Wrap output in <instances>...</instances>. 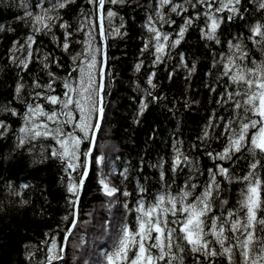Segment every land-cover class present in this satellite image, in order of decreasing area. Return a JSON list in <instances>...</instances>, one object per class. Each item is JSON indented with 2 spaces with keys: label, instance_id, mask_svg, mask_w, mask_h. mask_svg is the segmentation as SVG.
I'll return each mask as SVG.
<instances>
[{
  "label": "snow or ice",
  "instance_id": "snow-or-ice-1",
  "mask_svg": "<svg viewBox=\"0 0 264 264\" xmlns=\"http://www.w3.org/2000/svg\"><path fill=\"white\" fill-rule=\"evenodd\" d=\"M129 3L20 0L23 15L16 19L26 34L13 39L5 53V68L15 80L11 99L0 101V140L11 138L9 155L27 152L34 165L57 163L68 194V212L61 217L69 222L65 241L77 225L92 157L102 163L93 146L113 78L105 42L126 35L121 9ZM145 11L140 53L151 57L152 70L133 122L150 102L165 98L155 94V69L173 60L190 30H197L209 49L203 87L216 108L187 147L173 139L170 151L157 152L154 161L141 156L136 166L126 163L118 186L109 178L115 168L109 175L98 173L99 191L108 197L120 193L125 214L95 264H264V0H149ZM5 31L15 29L0 25ZM178 55L167 76L182 69L187 81L198 65H189L184 52ZM143 63L137 61L136 72ZM13 118L19 121L15 127ZM149 140L154 142V135ZM234 186L239 187L233 204ZM8 188L21 195L10 183ZM59 229L57 224L39 244L24 245L26 264H63Z\"/></svg>",
  "mask_w": 264,
  "mask_h": 264
},
{
  "label": "trees",
  "instance_id": "trees-1",
  "mask_svg": "<svg viewBox=\"0 0 264 264\" xmlns=\"http://www.w3.org/2000/svg\"><path fill=\"white\" fill-rule=\"evenodd\" d=\"M82 2L77 0L78 4ZM148 3L149 0H130L121 9V14L125 15V28L122 31L126 35L110 37L105 42L108 54L106 66L113 70V78L105 93L106 114L93 147L94 155L100 156L102 163L96 165L94 156L91 159L89 175L80 192L77 225L66 240L63 264H95L98 254L108 248L119 223L124 219L122 195L117 193L108 197L101 193L96 183L98 173L103 171L109 175L111 169L115 168L116 172L109 178L114 186H118V173L126 163L136 166L141 156L145 157V161H154L157 152L165 155L170 151L173 139L184 140L187 147L200 132L207 116L216 108L212 95L203 87L207 80L204 74L210 64L209 49L200 40L198 31L190 30L175 51L173 60L166 67L158 65L155 69L154 81L158 85L155 94H163L165 98L150 102L139 121L133 122L142 89L147 87V73L152 70L151 57L140 53L142 36L145 34L142 24ZM19 4L20 0H0V25L15 29L14 33L0 32V101L11 99L15 80L13 70L5 68L6 50L13 39L26 34L24 24L16 19L23 15ZM75 10H70L69 18ZM114 23L118 24L119 21ZM76 47L73 45V50ZM179 52L185 53L189 65L193 61L198 65V71L187 81V74L182 69L177 70L172 79L167 76L178 63ZM57 55L60 53L57 52ZM61 58L66 64L67 57ZM138 60L144 61L140 72L135 71ZM186 102L189 105L187 108L184 107ZM12 123L15 127L19 121L13 118ZM153 135L154 142L149 140ZM10 145L11 138L0 140V264H26L24 245L39 244L44 239V233L55 229L57 224L60 225L58 240L63 243V230L69 222L61 221V217L68 212L65 202L68 194L56 162L34 165L27 152L9 155ZM209 163L204 160L205 166ZM143 170L151 173L146 167ZM9 183L21 192L20 196L12 194ZM21 184L29 187L21 191ZM133 186L130 184L129 190ZM238 187L234 186L231 191L233 204ZM21 198L29 202L21 205ZM113 200L116 203H112Z\"/></svg>",
  "mask_w": 264,
  "mask_h": 264
},
{
  "label": "water",
  "instance_id": "water-1",
  "mask_svg": "<svg viewBox=\"0 0 264 264\" xmlns=\"http://www.w3.org/2000/svg\"><path fill=\"white\" fill-rule=\"evenodd\" d=\"M98 130H99V129H97L96 131L98 132ZM94 144H95V142H94ZM93 147H94V146H93ZM65 243H66V241H65V240H63V244H64V245H65Z\"/></svg>",
  "mask_w": 264,
  "mask_h": 264
},
{
  "label": "rangeland",
  "instance_id": "rangeland-1",
  "mask_svg": "<svg viewBox=\"0 0 264 264\" xmlns=\"http://www.w3.org/2000/svg\"><path fill=\"white\" fill-rule=\"evenodd\" d=\"M112 186H114V185L112 184Z\"/></svg>",
  "mask_w": 264,
  "mask_h": 264
}]
</instances>
